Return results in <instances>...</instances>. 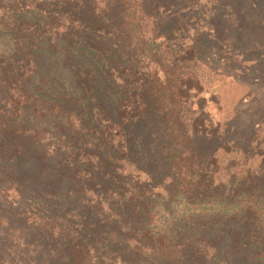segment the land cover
Here are the masks:
<instances>
[{"label":"trees","instance_id":"1","mask_svg":"<svg viewBox=\"0 0 264 264\" xmlns=\"http://www.w3.org/2000/svg\"><path fill=\"white\" fill-rule=\"evenodd\" d=\"M130 1L12 0L11 17L0 28V36L13 39L10 48L0 50V198L10 213L0 216V224L20 217L25 227L36 226L43 236L60 240L61 253L68 260L82 254L78 264H91L90 251L95 252L82 244L80 222L87 214L94 225L95 217L111 221L115 211L127 209L136 223L131 231L132 236L136 234V252L159 251L157 247L165 242L150 227L157 220V184L147 180L138 184L149 171L141 153V132L133 130L144 131V122H151V131L156 128L164 140L170 170L178 169L184 193L208 197L215 187L211 159L197 147L225 133L209 112L198 111L190 118L181 110L185 96H190L182 88L196 78L182 81L173 66L164 79L158 72L148 78L142 73L143 66L137 70L130 65L129 52L118 42L128 43V37L139 33V46L149 49L142 30H134L127 21L136 14ZM147 4L158 6L159 2ZM150 16L153 37L160 36V24L166 17ZM195 99L200 103L208 98L203 94ZM53 134L59 136L56 143L50 140ZM151 163L155 166L159 161ZM194 165L197 172L188 175ZM183 168L188 172H182ZM133 176L137 181L129 188L123 181ZM68 181L73 186H67ZM148 184L150 190L145 187ZM72 193L87 204L83 213L66 206ZM248 201L263 199L249 197ZM17 202L27 203L29 212L12 206ZM68 217L77 220L69 224ZM190 227L170 241L175 248L172 253L180 256L183 250L196 248L195 253L203 249L205 255L192 263L180 259L177 264H207L206 248L219 252L222 246L261 247L254 246L257 241L246 232L241 238L227 234L207 239L203 230ZM66 242L74 243L72 250H67Z\"/></svg>","mask_w":264,"mask_h":264},{"label":"rangeland","instance_id":"2","mask_svg":"<svg viewBox=\"0 0 264 264\" xmlns=\"http://www.w3.org/2000/svg\"><path fill=\"white\" fill-rule=\"evenodd\" d=\"M153 1L159 5L149 6L150 0H131L136 14L134 19L127 20L134 30H142L149 49L139 46L142 43L139 33L128 37V43L122 41L125 44L118 42L117 45L126 47L130 65L137 70L143 66L142 73L148 74V78L158 72L164 79L172 66L177 68L175 72L182 81L196 78L197 81L183 86L185 94L189 92L190 96H185L180 107L190 118L198 111L209 112L214 124L218 122L221 132L225 133L197 147L211 159L215 187L208 197L184 193L178 169L170 170L164 140L157 135L156 128L151 131V122H144V131L141 128L133 130L141 132V153L149 171L138 184L145 180L154 186L157 184L154 187L155 194H159L154 200L157 220L150 227L157 232V237L162 235L161 240L165 242L157 247L161 248L159 251L136 252V234H131L136 223L128 216V210L121 208L114 214L119 219L114 216L111 221L104 222L95 217L94 225L88 221V214L84 216L80 222L82 244L95 249V252L90 251L91 264H177L180 259L183 263H192L205 255L203 249L197 253L196 248L193 251L185 249L176 256L171 251L175 248L170 247L175 236L180 237L192 226L195 231L203 230L207 239L225 238L227 234L241 238L246 232L251 240L257 241L254 246H261L239 249L222 246L219 252L206 248L207 264H264V209L259 210L260 206L264 208V0ZM11 4L12 0H0V28L2 21L11 17L8 16ZM156 13L166 18L160 24V36L153 37L154 21L150 15ZM168 32L171 34L166 36ZM12 44L13 39L0 36V50H7ZM203 94L207 101L198 103L195 95ZM50 140L56 143L59 136L53 134ZM154 160L159 164L153 166L151 161ZM196 168L195 165L191 167L188 175L196 173ZM182 172L188 171L183 168ZM118 181L120 179L114 183ZM135 181L137 176L125 178L123 183L128 182L131 188ZM67 184L73 186L71 181ZM73 194H69L70 202L66 206L76 207L77 212L83 213L87 204L78 201ZM249 197L263 201L252 203ZM12 206L19 212L30 210L27 203L17 202ZM0 216H10L2 198ZM74 220L77 218L68 217L69 224ZM203 222H207L205 228L201 227ZM89 232L93 235L88 236ZM41 233L36 226L25 227L17 216L0 224V264H78L82 260V254L75 259L71 256V263L61 253L63 243L55 236L45 237ZM66 245L70 251L74 243L66 242ZM248 254L249 259H242ZM253 254L256 258L252 259Z\"/></svg>","mask_w":264,"mask_h":264}]
</instances>
